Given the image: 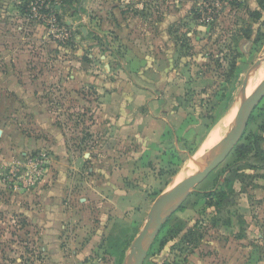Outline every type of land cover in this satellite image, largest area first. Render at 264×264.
I'll return each instance as SVG.
<instances>
[{
  "label": "rangeland",
  "instance_id": "374dc122",
  "mask_svg": "<svg viewBox=\"0 0 264 264\" xmlns=\"http://www.w3.org/2000/svg\"><path fill=\"white\" fill-rule=\"evenodd\" d=\"M101 55L108 65L146 59L136 80L148 91L116 66L106 73ZM260 56L255 87L264 77L257 0H0V264H123L157 195L197 166L216 125L226 134ZM258 233L264 96L143 264L240 262L253 248L264 257Z\"/></svg>",
  "mask_w": 264,
  "mask_h": 264
},
{
  "label": "water",
  "instance_id": "95a60500",
  "mask_svg": "<svg viewBox=\"0 0 264 264\" xmlns=\"http://www.w3.org/2000/svg\"><path fill=\"white\" fill-rule=\"evenodd\" d=\"M262 60V56L258 57L246 71L231 109L230 126L226 134L214 146L211 158L194 169L191 175L167 186L157 195L149 208L144 225L130 243L123 264H143L156 235L167 218L178 210L194 187L225 160L241 139L253 111L264 96V77L251 93L246 94L248 83L260 67Z\"/></svg>",
  "mask_w": 264,
  "mask_h": 264
},
{
  "label": "crops",
  "instance_id": "0c3cea01",
  "mask_svg": "<svg viewBox=\"0 0 264 264\" xmlns=\"http://www.w3.org/2000/svg\"><path fill=\"white\" fill-rule=\"evenodd\" d=\"M116 31L119 35V38L121 39L123 37V35H122L123 31L119 28H117ZM130 32L131 31L129 30L128 33H130ZM100 58H101L102 66L106 68V70H105L106 73H109V72H111V70L114 69V68L112 69L110 66H116V73L118 74V76L120 78L125 79V80H128V81L130 80V82H128L129 86H131V85L134 87L140 86V85H138L136 78H142V76H143L142 72L145 71L147 68V62H146L147 60L146 59L143 60L141 57H134V56H129V55L123 56V57L116 56V58H114L115 62L114 63L112 62L110 65H108V62L105 61L107 59V57H105V55H101ZM94 73L99 74V71H95ZM86 75H89V74H86ZM71 77L73 78L74 76H71ZM98 78L99 77H96L97 80H99ZM96 90H97L98 94H101L99 87L96 88ZM128 90L131 91L130 92L131 94L136 92L135 90L133 92V90H131L129 88H128ZM138 90H140V91L142 90V92L148 91L147 87L146 86L143 87L142 85L138 88ZM118 91L120 92V90H118ZM103 98H104V100H103ZM103 98L101 97L102 102L100 101V103L98 104L99 105L98 110L99 109L104 110V108L106 107L105 97H103ZM151 99H152V97H148L147 100H151ZM119 106L120 105L117 102L118 109H120ZM48 165L49 164H47V166H46L47 169H48ZM47 169L45 170L46 172H47ZM258 236H260L261 239H263V237H264V235L262 233H258ZM243 238L244 237H242L240 239H243ZM248 247L252 248L251 246H248ZM249 253L251 254V259H247V260L243 261L242 257H241L240 262H234L232 259H230V260H228V263H226V264H264V257H263L261 252L255 251L253 248V249H251V251H249ZM230 254H232V253H229L228 259L231 256ZM247 257H249V255ZM242 262H244V263H242Z\"/></svg>",
  "mask_w": 264,
  "mask_h": 264
},
{
  "label": "bare ground",
  "instance_id": "6f19581e",
  "mask_svg": "<svg viewBox=\"0 0 264 264\" xmlns=\"http://www.w3.org/2000/svg\"><path fill=\"white\" fill-rule=\"evenodd\" d=\"M259 69V68H258ZM256 73V72H255ZM254 76V75H253ZM252 76V77H253ZM257 76V75H256ZM251 77V79H250V81H249V83H248V86H247V89H246V94H249V93H251L253 90H254V88H255V85H256V80L254 81L253 80V78ZM230 116H231V113H230ZM223 132H224V130H223V127H222V125L221 124H218V125H216L212 130H211V132H210V134H209V137L207 138V141L205 142V144L204 145H202V146H200V148H199V150H198V152L196 153V156L197 155H202V152L206 149V147H208L209 145H211V146H209L207 149H206V152H205V154L198 160V163L196 164L197 166H199V165H201L202 163H205V162H207L209 159H210V157L212 156L211 154H212V152H213V149H214V146L216 145V143L221 139V137H222V135H223ZM195 156V157H196ZM194 159V158H193ZM195 160V159H194ZM197 160V159H196ZM192 162H193V160L192 161H190V162H188L185 166H184V168H182L181 170H180V172L177 174V176H176V182H174V183H177V182H179V181H181L182 179H184V178H186V177H188L189 175H191V167H192ZM194 166V165H193ZM197 166H195V167H192V169L194 170V169H196L197 168Z\"/></svg>",
  "mask_w": 264,
  "mask_h": 264
},
{
  "label": "built area",
  "instance_id": "2783aa9c",
  "mask_svg": "<svg viewBox=\"0 0 264 264\" xmlns=\"http://www.w3.org/2000/svg\"><path fill=\"white\" fill-rule=\"evenodd\" d=\"M46 160V159H45ZM30 162H33V163H41V164H44V165H42V170H46V166H47V164H48V162L47 161H44L43 159H32ZM45 164H46V166H45ZM21 176V175H20ZM20 179H22V181L21 182H23L24 180H28V179H26L24 176L22 177V178H20Z\"/></svg>",
  "mask_w": 264,
  "mask_h": 264
},
{
  "label": "trees",
  "instance_id": "16d2710c",
  "mask_svg": "<svg viewBox=\"0 0 264 264\" xmlns=\"http://www.w3.org/2000/svg\"><path fill=\"white\" fill-rule=\"evenodd\" d=\"M257 3L259 4V6H261L262 8H264V0H257ZM261 13L258 11V12H256V13H254V11H252L251 13H250V15L251 16H254V17H258L259 15H260ZM249 121H250V119H249ZM249 123V122H248ZM124 254H125V251L123 252V256H124Z\"/></svg>",
  "mask_w": 264,
  "mask_h": 264
}]
</instances>
